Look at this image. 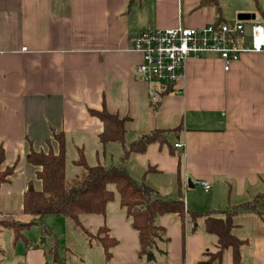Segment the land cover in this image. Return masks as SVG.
<instances>
[{
  "label": "crops",
  "instance_id": "crops-1",
  "mask_svg": "<svg viewBox=\"0 0 264 264\" xmlns=\"http://www.w3.org/2000/svg\"><path fill=\"white\" fill-rule=\"evenodd\" d=\"M228 9L238 16L249 13L244 22L252 25L264 15V0H0L1 169L14 167L0 186V213L24 222L34 219L23 212V196L31 184L40 190L42 181L39 167L26 154L50 148L57 153L53 133L64 132L66 182L68 153L76 164L79 147L90 162V154L98 160L108 150L112 161L122 162L136 180L167 199L182 198L189 210L256 205L236 210L233 232L244 241L240 264H264V216L259 213L264 210V49L242 52L228 70L216 53L192 57L174 87L140 79L142 55L131 49L130 39L140 31L228 21ZM152 86L158 89L157 105L151 100ZM104 107L126 118L127 144L156 129L167 130L168 143H150L144 152L122 160L120 143L99 139L104 122L90 111ZM115 143L121 148L109 147ZM203 181L210 184L208 190ZM195 183L209 193L204 203L192 195ZM192 215L158 216L164 239L157 238L153 257H139V232L118 193L107 204L106 224L118 240L111 259L69 224L68 252L59 254L64 264H201L207 252L218 250V238L207 231L203 217L193 220ZM29 239L28 246L20 241L24 245L16 264H45L46 240ZM233 258L228 248L211 264H234Z\"/></svg>",
  "mask_w": 264,
  "mask_h": 264
},
{
  "label": "trees",
  "instance_id": "trees-1",
  "mask_svg": "<svg viewBox=\"0 0 264 264\" xmlns=\"http://www.w3.org/2000/svg\"><path fill=\"white\" fill-rule=\"evenodd\" d=\"M208 1L216 2V0ZM90 112L104 122V130L99 134L101 143L117 142L124 147L122 160H125L132 152H144L150 143L159 142L161 145L168 143L167 130L156 129L144 133L138 140L127 144L125 141L126 118L109 112L106 107L102 110L91 109ZM53 136L59 143L57 153L50 148L48 151L31 149L26 154L27 161L39 167L37 178L42 181L40 190L31 188V184L23 196V212L32 215L34 219L24 222L16 219L12 213H0V233L3 229H9L12 232L13 248L19 241L25 242L28 246L30 239L24 234V231L32 225L41 224L45 237H50V247L45 251L48 257L45 264H64L59 254V240L44 222V218L49 215H62L85 235L90 246L101 245L105 250L106 260H110L111 249L118 242L106 224L107 204L114 197V191L109 186L114 184L120 195L121 205L125 208L126 216L132 219L133 227L139 232V257H150L157 238L164 239L166 230L157 223L158 216L168 212H176L184 216L187 211L193 214V220L203 217L207 231L215 234L218 238V250L207 252V255H210L201 261V264H211L212 261L220 258L222 252L228 248L233 250V263L240 264L239 248L244 241L233 232L235 225L232 216L238 208L250 209L256 208V205L244 202L230 210H189L182 198L167 199L146 181L136 180L123 163L112 166H105L100 162L93 165L88 163L84 149L81 147L77 149L78 158L75 163L83 169V173L73 184L69 185L66 182L65 133H53ZM175 150L174 147H170L172 153H175ZM4 160L5 149L0 146V186L8 181L14 171V167L1 169ZM262 195L264 196V194ZM258 200L259 198L256 202ZM259 213L264 216V210H260ZM83 215L100 216L102 217L101 224L93 230L82 220ZM165 239L168 238L165 237ZM3 253L4 251L0 247V255ZM2 262L3 258H0V264Z\"/></svg>",
  "mask_w": 264,
  "mask_h": 264
},
{
  "label": "built area",
  "instance_id": "built-area-1",
  "mask_svg": "<svg viewBox=\"0 0 264 264\" xmlns=\"http://www.w3.org/2000/svg\"><path fill=\"white\" fill-rule=\"evenodd\" d=\"M131 49L141 53L137 67L140 79L148 83L174 87L185 75V65L192 57L208 53L218 54L225 70L244 51L264 49V15L252 20L250 34L246 33L244 20L218 21L200 27L177 25L163 29H147L131 37ZM181 90V89H180ZM153 104L159 99L158 89L150 92ZM177 147L181 143L175 144ZM202 185L210 188L207 181Z\"/></svg>",
  "mask_w": 264,
  "mask_h": 264
},
{
  "label": "rangeland",
  "instance_id": "rangeland-1",
  "mask_svg": "<svg viewBox=\"0 0 264 264\" xmlns=\"http://www.w3.org/2000/svg\"><path fill=\"white\" fill-rule=\"evenodd\" d=\"M228 10L231 12V15H230V17H227L228 18L227 20L228 21L237 20L238 19L237 18L238 13H233V9H228ZM248 22L245 23L246 24L245 25L246 30L251 29V23L249 25ZM111 145H113V146H109V147L121 148V146L119 144H116V143L111 144ZM112 154L113 153H111V151L107 150V154L106 155L100 154V158L97 160V159H95V153L94 154L92 153V154H90V159L92 162L89 161V157L87 160L89 161L90 164H95V163L100 162L105 166L118 165L119 162L116 163V162L112 161ZM73 156H75V153L73 154ZM72 158H73L72 154L68 153L69 168L67 171V183H73L76 180V176L78 174H81V172H82V169L79 166L72 163ZM165 181H166V179H164V182ZM109 187L114 191V201H115L116 197H118V192H117L116 186L114 184H111ZM191 190H192V195H194V198L196 200H199L202 203H204L209 197V193H206L203 190V188L201 187V185H199L197 183H195L194 188H191ZM262 194H264V193H262ZM82 220L85 221L89 225V227H91L94 230L98 227L99 223L101 224L102 217L92 216V215H83ZM44 222L48 227L51 228L54 235H56V237L60 241L59 243L61 246L59 248V251L63 255L64 254L66 255L68 252L67 246L64 245L65 239H67V236L65 233V225L66 224L71 225L75 229V231H77L79 234H81L83 237H85V235L78 228H75L73 223L70 222L65 216L49 215L46 218H44ZM89 222H90V224H89ZM24 234L27 237L32 238L33 240L39 238L40 242H42V240H46V243H43V245H45V248H47V249L50 247V237L49 236L45 237V235L42 232V225L41 224L40 225H32L29 229H26L24 231ZM23 245L24 244L19 241L18 245L16 244V247L14 249L13 245H12V232L9 229H3V231L0 233V247L4 251V253L0 255V258H3L2 264H16V261H18V259L21 256L18 252L21 250V247L23 248Z\"/></svg>",
  "mask_w": 264,
  "mask_h": 264
},
{
  "label": "water",
  "instance_id": "water-1",
  "mask_svg": "<svg viewBox=\"0 0 264 264\" xmlns=\"http://www.w3.org/2000/svg\"><path fill=\"white\" fill-rule=\"evenodd\" d=\"M251 15L249 13H240L238 18L241 19V20H244V19H248ZM252 17H254V14L252 15ZM33 188V187H31ZM151 257H153V255L151 254Z\"/></svg>",
  "mask_w": 264,
  "mask_h": 264
}]
</instances>
